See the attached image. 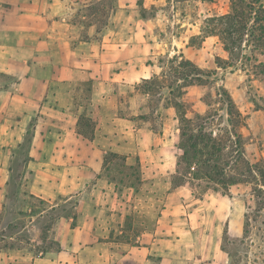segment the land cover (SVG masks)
Masks as SVG:
<instances>
[{"label":"crops","instance_id":"0c3cea01","mask_svg":"<svg viewBox=\"0 0 264 264\" xmlns=\"http://www.w3.org/2000/svg\"><path fill=\"white\" fill-rule=\"evenodd\" d=\"M93 1L0 0V212L15 198L19 215L33 223L39 217L33 200L56 210L57 200L75 199V213L54 223V247L38 256L36 250L7 249L0 264H146L154 249L117 238L123 233L122 199L114 184L99 177V155L129 159L127 148L136 143L124 129L130 121L109 110V84L147 77L125 52L135 24L115 23L121 39L107 35V27L100 40L94 22L75 20L74 7ZM132 6L133 0H116L113 17L135 11ZM85 80L93 82L88 108L77 105ZM81 115L95 122L92 140L78 133ZM171 208L162 210L164 223Z\"/></svg>","mask_w":264,"mask_h":264},{"label":"rangeland","instance_id":"374dc122","mask_svg":"<svg viewBox=\"0 0 264 264\" xmlns=\"http://www.w3.org/2000/svg\"><path fill=\"white\" fill-rule=\"evenodd\" d=\"M139 1L147 11L145 18L141 15ZM93 2L96 4L90 8L85 7L87 4L76 5L75 20L80 21L85 16L86 23L94 22L101 29L107 23L111 28L107 35L114 39L122 37L114 30L115 23L135 24V30L129 31L130 35L134 34L129 37L131 47L125 52L143 71L147 77L144 79L161 76L171 66L166 63L167 59L175 55L190 60L203 74L209 75L205 78L206 85L186 88L181 101L186 105L188 117L217 111L218 117L210 124L217 132L226 124V93L244 121L240 132L246 158L252 163L264 161V73L230 66L229 54L219 37L192 42L193 37L201 35L206 18L231 12L232 0H133L131 9L135 11H120L116 17H113L116 0ZM93 7L98 11H91ZM102 36L95 39L101 40ZM253 56L259 63L264 62V55L259 52ZM142 81L110 83L108 96L109 110L130 121L124 123L128 126L124 129L139 144L128 146L129 159L121 154L126 157L125 161L111 158L110 152L97 159L101 167L99 177L114 184L122 199L118 213L123 215L120 228L126 238L120 240L131 246L154 247L147 252L146 264H228V257L221 250L222 239L225 231L233 238L242 235L249 187L234 186L226 196L208 192L202 199L194 196L188 187L172 189L171 164L179 155L178 114L173 107L162 109L167 90L161 91L162 97L156 94L149 98L141 94L137 84ZM79 88L82 92L77 97V105L88 108L93 82L85 80ZM145 115L147 120L142 119ZM130 165L134 167L130 169ZM150 167L152 170H148ZM138 177L143 181L139 183ZM14 200L10 201L4 218L17 221L20 230L9 234L14 240L6 238V242H0V248L7 243L19 249L36 250V256L40 250L55 246L52 229L57 218L75 213V199L66 204L57 200L61 204L54 211L50 210L52 204L35 199L32 203L36 214L45 212L30 223L31 218L19 215ZM167 207H172L173 215L164 223L162 210Z\"/></svg>","mask_w":264,"mask_h":264},{"label":"trees","instance_id":"16d2710c","mask_svg":"<svg viewBox=\"0 0 264 264\" xmlns=\"http://www.w3.org/2000/svg\"><path fill=\"white\" fill-rule=\"evenodd\" d=\"M94 4L96 3L92 2L85 7L90 8ZM138 5L141 7L142 17L145 18L147 11L140 1ZM231 8L228 14L206 18L201 27V35L193 37L192 42L194 44L197 40L210 36L219 37L224 50L229 54L230 66H240L243 70L253 68L263 74L264 62L259 63L258 58L253 55L255 52L264 55V2L232 0ZM96 9L93 7L91 11H98ZM107 27V23L103 29L97 27L96 34L102 35ZM166 63L171 65L168 70L161 73V76L143 79L141 84H137V88L149 98L156 94L162 97L161 91L167 90L162 109L173 107L177 111L180 129L177 144L179 155L176 170L172 174V189L188 187L194 196L202 199L208 192L226 196L231 194V188L234 186H248L243 233L240 237L233 238L225 231L221 250L227 255L228 264H264V161L252 163L246 158L240 132L244 121L233 100L226 93V124L217 132L210 128V124L218 117L217 111L212 110L207 115L197 113L188 117L186 105L181 101L186 94L185 90L194 85H206L208 81L205 78L209 75L203 74L194 63L183 56L180 59L175 55L167 59ZM207 105L211 106L209 103ZM147 118L146 115L142 117L144 120ZM94 127L92 119L86 115L80 116V135L92 140ZM109 155L111 158L126 160V157L117 153L110 152ZM133 167L129 166L130 169ZM137 179L139 183L143 181L139 177ZM40 201L46 203L44 200ZM5 211L6 209L0 212V242H6V238L12 237L9 234L20 230L14 221L4 218ZM32 213L36 214V211L32 210ZM117 238L126 237L122 233ZM13 248L14 245L8 246L6 243L0 248V252Z\"/></svg>","mask_w":264,"mask_h":264}]
</instances>
